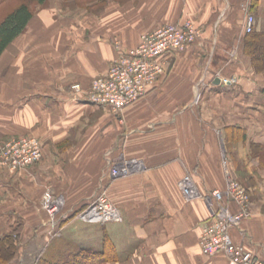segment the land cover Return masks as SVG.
<instances>
[{"label":"crops","instance_id":"crops-1","mask_svg":"<svg viewBox=\"0 0 264 264\" xmlns=\"http://www.w3.org/2000/svg\"><path fill=\"white\" fill-rule=\"evenodd\" d=\"M248 13L264 43V0H46L33 8L0 54V143L27 135L42 149L25 170L0 168V238L14 230L19 245L7 264H61L80 249L101 250L105 237L116 259L99 264H227L223 252H201L210 209L183 197L184 173L203 194L223 189L227 175L242 184L253 215L230 236L264 264V60L245 51ZM187 19L200 35L158 57L159 79L122 114L72 98V83L85 90L104 77L144 31ZM120 156L141 169L111 177ZM45 187L75 210L103 189L121 220L72 217L48 237Z\"/></svg>","mask_w":264,"mask_h":264},{"label":"built area","instance_id":"built-area-1","mask_svg":"<svg viewBox=\"0 0 264 264\" xmlns=\"http://www.w3.org/2000/svg\"><path fill=\"white\" fill-rule=\"evenodd\" d=\"M253 15L245 18L244 30L253 28ZM201 33L191 19L182 23L171 22L144 31L138 43L127 52L120 51L110 63L104 77L91 80L87 89L78 82L70 85L72 98L82 97L87 102L107 106L114 115H120L132 102L144 97L152 88L161 73L163 65L158 57L167 52H180L193 43ZM42 156L38 138L27 135L10 136L0 143V168L14 173L25 170ZM141 161L118 157L109 168L111 177L126 176L140 170ZM186 200L203 198L210 209V219L202 223L198 235L201 252L212 256L223 252L227 264H263L255 254L235 243L230 230L241 226L251 218L249 194L235 179L227 175L223 189H213L201 193L190 173H184L178 181ZM230 198V202L225 201ZM64 197L45 187L39 200V207L46 213V233L49 237L59 234L62 223L71 213L64 212ZM75 217L105 224L121 220L118 207L110 200L107 192L101 189L85 207L74 213Z\"/></svg>","mask_w":264,"mask_h":264},{"label":"trees","instance_id":"trees-1","mask_svg":"<svg viewBox=\"0 0 264 264\" xmlns=\"http://www.w3.org/2000/svg\"><path fill=\"white\" fill-rule=\"evenodd\" d=\"M4 2H7V0H0V7ZM45 2L46 0H17L0 17V54L15 36L23 32L28 20L33 14L32 6L34 4H44ZM262 37L263 35H260L254 26L245 34V51H247L246 48L249 46V49L252 50L251 53L254 56V60L260 63L264 60V43ZM15 235V231L12 230L0 238V264H7L12 258L17 256L19 245L17 235ZM114 259H116L115 248L109 238L105 237L101 250L80 249L71 253L61 264H99L104 260ZM35 264L55 263H50L40 258Z\"/></svg>","mask_w":264,"mask_h":264},{"label":"rangeland","instance_id":"rangeland-1","mask_svg":"<svg viewBox=\"0 0 264 264\" xmlns=\"http://www.w3.org/2000/svg\"><path fill=\"white\" fill-rule=\"evenodd\" d=\"M15 2H17V0H7V2H4L3 4H2V6L0 7V17L8 10V8H10V6L11 5H13V4H15ZM35 6H36V4H34L33 6H32V8H35ZM41 194H42V192H41ZM41 194H40V196H41ZM77 210H75V209H70V208H65L64 207V209H63V211L66 213V212H69V213H72V214H74V213H76L77 211H79L78 210V208H76ZM71 216H73V215H70L69 217H71ZM75 216V215H74ZM48 236V235H47ZM49 237V236H48Z\"/></svg>","mask_w":264,"mask_h":264}]
</instances>
